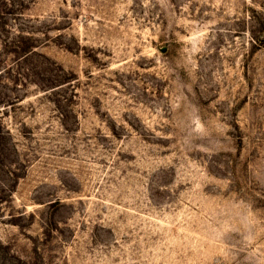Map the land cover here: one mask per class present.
Instances as JSON below:
<instances>
[{
  "label": "rangeland",
  "instance_id": "rangeland-1",
  "mask_svg": "<svg viewBox=\"0 0 264 264\" xmlns=\"http://www.w3.org/2000/svg\"><path fill=\"white\" fill-rule=\"evenodd\" d=\"M0 132L12 264H264V0H0Z\"/></svg>",
  "mask_w": 264,
  "mask_h": 264
},
{
  "label": "trees",
  "instance_id": "trees-1",
  "mask_svg": "<svg viewBox=\"0 0 264 264\" xmlns=\"http://www.w3.org/2000/svg\"><path fill=\"white\" fill-rule=\"evenodd\" d=\"M18 35L20 36L21 32L20 31H17ZM35 32L34 31H31L29 33H27L30 37L27 38V40H29L30 42L26 44H23V42H20L18 45L16 44V49H17V54L21 55V58L23 57H27L29 55H32L34 52L33 50L36 49V46H34V42L36 41L34 38H33V35ZM33 40H35L34 42H32ZM20 58V59H21ZM46 82V87H49V88H55V87H58V86H61L62 84H58V81L57 79H53V80H47L45 81ZM7 135H10L9 133H7ZM3 134L0 132V157L1 158H5L6 155H7V150L8 148L5 146V144L3 143ZM13 153L16 154V150L13 149ZM20 160L19 157L17 159V161H15V169L12 173L13 177L15 178V184L17 183V181L19 180L20 178V171H21V165H20ZM2 194H3V190L0 189V205L5 202V199L2 197ZM2 208L0 207V218L3 217L2 215ZM12 216L11 218H13L14 216L13 215H10ZM15 218V217H14ZM13 223L12 224H15L14 220L12 221ZM0 264H12V261L10 259H7L5 256H2V254L0 255Z\"/></svg>",
  "mask_w": 264,
  "mask_h": 264
}]
</instances>
